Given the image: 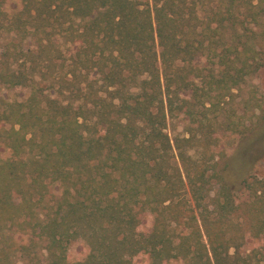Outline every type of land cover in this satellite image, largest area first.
Segmentation results:
<instances>
[{"label":"trees","instance_id":"1","mask_svg":"<svg viewBox=\"0 0 264 264\" xmlns=\"http://www.w3.org/2000/svg\"><path fill=\"white\" fill-rule=\"evenodd\" d=\"M7 1L0 85L28 94L0 98V264H264V176L218 170L264 0Z\"/></svg>","mask_w":264,"mask_h":264},{"label":"rangeland","instance_id":"2","mask_svg":"<svg viewBox=\"0 0 264 264\" xmlns=\"http://www.w3.org/2000/svg\"><path fill=\"white\" fill-rule=\"evenodd\" d=\"M19 0H8L5 9L10 11L19 7ZM255 30L264 33V18ZM158 51V47H156ZM28 94L25 87L6 88L0 85V98L8 100L22 99ZM264 95V68L238 89L234 90L233 105L240 115L243 131L242 139L237 146L227 151V156L219 160V175L228 186L241 188L243 181L251 176H264V106L257 107ZM167 131L172 137L182 133V125L175 119H168ZM8 152L0 149V156L5 157ZM218 183L213 181L216 189ZM79 242L69 246L68 254L76 257L78 254Z\"/></svg>","mask_w":264,"mask_h":264}]
</instances>
